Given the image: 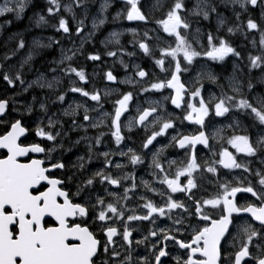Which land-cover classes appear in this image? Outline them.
<instances>
[{
	"label": "snow or ice",
	"instance_id": "snow-or-ice-1",
	"mask_svg": "<svg viewBox=\"0 0 264 264\" xmlns=\"http://www.w3.org/2000/svg\"><path fill=\"white\" fill-rule=\"evenodd\" d=\"M221 3L225 9L232 6L236 23L231 26H227L220 12ZM221 3L195 0L190 9L185 0H154L151 5L144 0H122L123 7L113 19L138 22L137 27L130 29L132 47L152 57L154 67L163 75L137 64L132 76L118 81L109 69L104 73L105 81L130 85L131 90L106 87L101 92L84 87L91 78L83 67L74 66L73 60L77 54L85 55L84 45L92 41L106 17L94 18L92 31L82 36L85 21L77 20L75 9H86L88 0H47V15L57 17L55 30L72 35L70 19L75 21L74 31L80 43L79 47L61 48L60 59L54 62L56 67L50 69L59 74L51 79L44 74L31 82L24 79L22 69L31 61V53L19 69L10 71L0 63V79L8 86L15 88L18 82L24 93L33 88L53 90V103L67 104L59 113L49 115L50 97L38 99L33 95L32 102L22 106L19 118L9 120L0 132V264H168L164 258L171 255L169 242L184 250L173 257L176 264H264V168L252 169L229 150L235 149L245 157H264V136L253 139L247 133L240 134L238 120L227 125L232 129L230 134L225 128L208 131L213 127L210 117H226L229 113H242L251 118L253 125L264 127V94L256 95L251 81L245 93L244 83L236 76L229 78L226 86L219 84L216 75L203 69L192 80L182 79L200 61L223 62L230 56L243 59L227 38L241 31L260 33L259 54L250 53L248 63L253 69L264 68V25L251 16L246 23L241 20V13L249 7H261L264 15V0ZM26 6V0H3L0 16L15 14L19 18ZM110 6V0H103L100 12ZM62 10L71 13L70 19ZM213 14L217 20L215 34L202 33L200 27H194L201 18L207 21ZM47 23L45 15L40 14L37 26ZM222 28H226L227 35L219 34ZM120 35L112 32L106 47L108 43L119 45ZM52 43L59 45L60 41H50L46 46L51 47ZM24 47L21 39L18 48ZM118 54L122 57L136 53L123 49L105 53L113 58ZM85 58L102 61L99 52H88ZM10 59L4 57V61ZM120 64L125 72L129 70L123 59ZM61 76L72 82L67 91H57ZM204 80L217 84L219 95L206 99ZM166 90L168 94L164 95ZM68 93L86 100L68 102ZM149 93H160L162 99H139ZM169 102L173 111L168 109ZM16 103L15 98H0V117H6L10 108L17 111L13 107ZM37 103L41 115L36 118L34 135L40 140L26 142L30 129L24 114L31 116ZM109 103L110 110L105 107ZM175 110L180 111L177 114ZM184 122L198 127L188 133L179 131ZM137 128L145 131L139 151L128 144ZM90 129L94 135L88 134ZM72 132L84 134L71 141ZM169 136L167 144L158 140ZM66 138L70 140L67 148ZM81 143L86 151L71 166L54 155L59 153L62 157ZM169 146L182 150L184 159H168L165 153ZM201 149L205 150V158L199 156ZM32 154H44L45 159L32 158ZM22 158L27 162H22ZM94 161L99 166L93 170ZM141 166L148 170L151 181H137L136 169ZM235 170L242 173L237 175ZM209 174L215 177L210 180L214 191L205 189L198 196L202 186L198 181ZM141 187L146 192H139ZM148 192L158 196L159 201L149 197ZM177 193L183 198L175 196ZM240 193L250 194L252 199L244 198L241 203ZM133 201L135 207L130 206ZM158 220L171 224H158ZM244 220L247 222L238 225ZM144 221L152 227L147 235L135 239L134 222ZM253 222H258V227ZM140 245H150L151 259L147 255L133 259V251Z\"/></svg>",
	"mask_w": 264,
	"mask_h": 264
},
{
	"label": "flooded vegetation",
	"instance_id": "flooded-vegetation-1",
	"mask_svg": "<svg viewBox=\"0 0 264 264\" xmlns=\"http://www.w3.org/2000/svg\"><path fill=\"white\" fill-rule=\"evenodd\" d=\"M45 4L43 2H41V0H31L29 5L27 6V8L24 10V12L22 13L23 16H25V18L23 20L20 21L21 26L16 27L14 24L9 25V31H11L12 33H14V35L19 36V41L21 39L24 40L25 42V47L23 49L19 48V53L14 54L15 56L19 55L20 61H23V59H25L29 53L32 54V59L31 61H29L28 64L32 65L33 67H36V69L38 70V68H43L45 66H48V70L50 74L56 75L59 73H52L51 72V68L52 67H56V64L54 62L59 61L60 59V55H61V48L64 49H70L73 48V46H77L79 47V43H80V38L79 37H75L73 38V35H75V27L70 19V13H65L62 10V14L66 17L70 19V26L72 28V35H68V34H63L62 32H57L55 30L54 25L57 24V17H49L47 15V12H44V15L48 21L47 24H44L42 26H37L36 24V20H35V13L38 12V9L40 7H44ZM13 36V35H12ZM60 41V44L57 45L55 43H52L51 47H47L46 45H48L50 43V41ZM39 42V43H37ZM41 45H45V47H41ZM196 46V45H194ZM84 50H85V55L88 52H99L100 54H102V50L103 48H101V46L99 47V45L97 43H95L94 41H91L90 43H87L84 45ZM21 51V53H20ZM0 52H12L14 53V47H13V43L9 42L7 39V34H5L2 38H0ZM17 52V51H15ZM85 55H79L77 54V56L74 58L73 60V65L74 66H81L86 70V73L89 75V77L91 78V83L84 85V87L88 90H91L92 88H96L101 90V92H103L106 87H113L111 85L108 84H103L102 80H100L102 78L101 73L102 68L100 67L98 69L99 73L97 72L96 69H94V67L91 65L92 62L87 60L85 58ZM111 58V57H109ZM67 63V62H66ZM207 66V65H206ZM6 68H8L10 71L13 70L12 66L10 65H6ZM188 73L184 74L187 75ZM23 77L26 81L31 82L33 80H35V76L32 75L29 71L25 70V73L23 72ZM62 77V76H61ZM76 79V78H75ZM183 79V78H182ZM189 80V78H187ZM65 80V88H67V85L70 84V80L66 77H64ZM114 88V87H113ZM121 91H126V90H131V89H120ZM52 91V95L50 92H48L46 89H37V88H33L30 89L27 93L22 92L21 87H19V94L22 97H19V114H21V112L23 111V105L24 104H28L32 102V96L35 95L37 96L38 99H44L45 96L50 97V99L47 100V105L49 108V115L53 114V113H59L62 109V107L64 105H60L58 103H53V101L55 100V92L53 90ZM58 91V90H57ZM9 93H13L12 90H10L8 88V85L6 84L5 81H3L2 79H0V98H6L7 95ZM23 97H27V98H23ZM140 100H143L144 97H140ZM86 100V98H84V100L82 102H84ZM91 103V102H89ZM105 107L107 109L110 110L111 105L106 104ZM180 110H175V112L178 114ZM132 115H135V109L133 108L131 110ZM15 113V111L12 110V108L9 109V113L6 117H0V132H3L4 127L7 125L9 120H12V115ZM40 112H39V104L37 103L35 105V111L33 112V114L31 116L27 115L26 113L24 114L25 119L29 120L28 122V126L29 124H34L37 121V117L40 116ZM226 118V117H224ZM67 119V118H65ZM209 119H211L213 121V126L216 124L215 121V117H210ZM179 124V122H177ZM196 125H190L188 124V122H184L183 126L178 127L179 131L188 133L191 131H194L196 129ZM151 126H149L148 131L150 132ZM134 134H131V140L128 141V144L130 147L135 148L137 151L140 150V144H141V140L145 135V131L143 129H134ZM170 132L172 130H169ZM208 131H210V128L208 129ZM83 132H76V133H70V140L74 141L76 139L79 138V136L83 135ZM89 135H94L95 131L94 130H89ZM70 140L68 138L65 139V148H67L69 146ZM158 140L162 141L163 143L167 144L168 141L170 140V136L169 137H160L158 138ZM32 141H37V137L34 135V131L30 130L28 133V137H27V141L26 142H32ZM39 142V141H37ZM51 143V142H48ZM160 145L157 144V147H159ZM198 148H200V146H198ZM86 151V146L84 143H81L78 146H74L73 147V151L72 152H67L65 151L63 156L61 157L59 153H55L54 155H56L58 158H62L66 163L69 164V166H71L72 163H74L76 161V158L78 155H83ZM205 150H200L199 151V156L201 158H205ZM3 156V151H0V158H2ZM165 156L170 159V160H183L184 156H183V152L182 150H179L177 148L171 147L169 146ZM32 158H38V159H45L44 154H32ZM116 159L118 160H122V158L120 157H116ZM148 160H150V157L146 158V163L148 162ZM241 162H243L242 160H240ZM22 162H27L26 158H22ZM47 163V160H46ZM244 163V162H243ZM99 166V162L98 161H94L93 162V170L95 169V167ZM249 167H251L252 169H262L264 168L263 164H258V163H253L251 165H249ZM131 170V169H129ZM228 170H222V172H227ZM236 174L239 175L242 173V170H235ZM136 173H137V181L139 182V180L141 178L146 179L151 181L152 177L150 175H148V170L144 167L141 166L139 168L136 169ZM243 175H247L246 173H243ZM228 179H231L232 177L229 176L227 177ZM215 177H212L211 174H209V176L203 178L202 181H198L201 183V189L200 191L197 193V195H203L205 193V189H207L209 192L214 191L213 185L210 183V180H214ZM186 182V181H185ZM139 192H146L145 189H143L142 187L138 189ZM195 191V190H194ZM147 195H149V197L153 198L156 201H159V197L155 196L154 194H152L151 192H148ZM175 196L183 198V194L177 193L175 194ZM244 198H248V199H252L250 197V194H245V193H240L238 194V199H240V202L243 203L244 202ZM131 207H135V203L134 201L130 204ZM247 221H238V225L241 223H246ZM158 224L161 223H166V224H171V221H162V220H158L157 221ZM254 226L258 227V222H253ZM134 227L136 228V231H134L133 235L135 239H141L143 235H147V230L150 229L152 227L151 224H149L147 221L144 222H134ZM235 231V230H233ZM185 236L187 235V233L184 234ZM120 251L123 253V249H120ZM169 251L171 253V255L169 257H166L164 259H166L168 261V264H176L175 260L173 259L174 256H178L181 255L183 253L184 250L178 249L177 246L173 245L171 242H169ZM253 251H256L255 249ZM142 255H147L149 256V259H151V255H150V245H148L147 247L145 245H140L138 247H135V250L133 251V259H137L138 256H142Z\"/></svg>",
	"mask_w": 264,
	"mask_h": 264
},
{
	"label": "trees",
	"instance_id": "trees-1",
	"mask_svg": "<svg viewBox=\"0 0 264 264\" xmlns=\"http://www.w3.org/2000/svg\"><path fill=\"white\" fill-rule=\"evenodd\" d=\"M254 9H256V8H254ZM234 16H232L233 21H236ZM249 16H251L253 19H255L259 24H261L263 21V24H261V25H264V18L262 21H260L259 15L256 13L255 10L251 11V7H249V10L247 12L241 13V20L244 23H246V20ZM229 17L231 20V14ZM11 22H12V20H11ZM7 26L9 27V24H7ZM256 34L258 35V41H259L260 33L257 32ZM240 39L241 38L238 36V34H236L235 36H232L230 39V42L232 43V45L234 47H236L237 51H239L241 53V56L243 57V59L237 58V62H233V63H235L236 66H239L243 70L244 75L242 77V82L244 83L245 87L247 88V83L249 81H251L252 84L254 85L253 91L256 90L257 95L264 94V81H263L264 80V72L261 71L262 74L260 76V73H261L260 68H255V69L250 68L249 63H248V55L250 54L251 50H248L246 48V46L243 45L244 42ZM253 55H256V54L254 53ZM261 69H263V68H261ZM262 75H263V77H262Z\"/></svg>",
	"mask_w": 264,
	"mask_h": 264
},
{
	"label": "rangeland",
	"instance_id": "rangeland-1",
	"mask_svg": "<svg viewBox=\"0 0 264 264\" xmlns=\"http://www.w3.org/2000/svg\"><path fill=\"white\" fill-rule=\"evenodd\" d=\"M224 7H223V5L221 4V7H220V10L223 12V14L229 19L230 17V14H231V21H233V17L232 16H234V13L233 12H227L228 14H226V12L224 11ZM237 11H240V9L237 7ZM235 17V16H234ZM21 26V24H19V27ZM15 37H17V35H13L12 36V38H13V40L15 39ZM19 55H17V56H15L14 55V57L15 58H17ZM18 66H19V62H18ZM12 67L13 68H16L15 67V65H12ZM198 69H199V71L201 70V69H203L204 70V68H202L201 66H198ZM225 74H227V73H225ZM234 76V75H233ZM232 76V77H233ZM229 78H231V76L229 77ZM229 78H228V80H229ZM17 94L18 95H20L19 94V92H17ZM234 119V118H233ZM235 121H237L238 120V117H236L235 116V119H234ZM215 121H217L216 122V124L212 127V128H210V131H214L215 129H219V128H224L225 127V125H226V123H228V124H230L229 122H227V121H224V117H215ZM252 122V121H251ZM250 126H252L253 127V133H254V135L252 136V138L253 139H255V138H257V136L256 135H260V133H262V136H264V128H263V130L261 131L260 129H258L257 128V126L256 125H253V123H250ZM236 154H239L240 156H244L242 153H236Z\"/></svg>",
	"mask_w": 264,
	"mask_h": 264
},
{
	"label": "bare ground",
	"instance_id": "bare-ground-1",
	"mask_svg": "<svg viewBox=\"0 0 264 264\" xmlns=\"http://www.w3.org/2000/svg\"><path fill=\"white\" fill-rule=\"evenodd\" d=\"M214 2H217V3H221V0H214ZM222 4V3H221ZM224 11L226 12V14H228L227 12H233V10H232V6L230 7V6H228L226 9H224ZM229 15V14H228ZM14 17H11L9 20H7L6 21V25L7 24H9V25H11V24H14L13 22H14V19H16V18H14ZM11 20H12V22H11ZM8 21H10V23H8ZM6 34H7V39H8V41L9 42H12L13 41V38H12V35H14V33H12L11 31H9V30H7V32H6ZM19 38V36H17V37H15V39H18ZM14 39V40H15ZM24 73H25V70H24Z\"/></svg>",
	"mask_w": 264,
	"mask_h": 264
}]
</instances>
